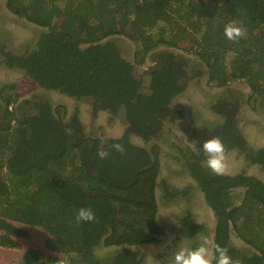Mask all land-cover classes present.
<instances>
[{"label": "trees", "instance_id": "obj_1", "mask_svg": "<svg viewBox=\"0 0 264 264\" xmlns=\"http://www.w3.org/2000/svg\"><path fill=\"white\" fill-rule=\"evenodd\" d=\"M5 7L46 29L22 54L3 51L5 67L20 70L42 90L86 101L93 113L105 111L110 119L120 116L127 128L120 139L108 138L101 145L100 139L83 133L76 116L63 121L60 107L43 96L17 101L16 93L0 95V245L15 246L13 237L26 235L16 224L39 226L48 233L45 245L53 253L70 255L72 264H140L134 247L157 242L164 231L156 218L159 146H138L130 135L147 144L160 137L166 123L182 117L172 101L184 92L187 73L176 54L157 50L144 87L113 38L124 35L139 43L135 57L142 58L158 45L174 47L183 36L181 30L192 28L209 80L223 87L231 79H244L252 95L264 101V0H5ZM230 21L246 29L235 42L223 31ZM158 23L162 26L152 40L147 29ZM256 27V33L249 31ZM227 55L228 71L223 60ZM211 108L219 113L223 109L224 120L191 129L188 141L195 148L182 155L183 167L213 212V247L227 248L233 262L264 264L263 183L244 172L213 174L205 166L202 144L219 137L225 153L238 151L246 162L262 166L264 147L248 146L233 118L232 101ZM113 143L124 145L125 152L112 150ZM101 147L109 151L108 158L97 156ZM164 186L166 201L179 199L180 190ZM237 188L244 190L237 195L238 204ZM81 206L91 207L96 220L77 224L75 213ZM240 215L257 223L249 239L239 230ZM202 229L185 211L176 225V244ZM231 230L257 252L234 248ZM99 245L117 249L98 259L94 250ZM57 258L43 260L30 249L19 264H53Z\"/></svg>", "mask_w": 264, "mask_h": 264}, {"label": "rangeland", "instance_id": "obj_2", "mask_svg": "<svg viewBox=\"0 0 264 264\" xmlns=\"http://www.w3.org/2000/svg\"><path fill=\"white\" fill-rule=\"evenodd\" d=\"M161 23L147 29V37L154 40L158 33ZM46 30L43 27L36 26L26 20L10 13L5 7V0H0V95L14 94L18 96L17 101H23L30 97L43 96L49 103L59 106L63 121L77 117L83 133L87 136H93L102 141L108 138L120 137L126 130L127 124L120 116L110 119V115L105 111L93 113L89 103L83 100H75L54 90H42L33 81L27 78L20 70L7 68L2 63V52L10 51L12 54H22L26 51V46L33 47L39 34ZM258 28H249L251 33H256ZM183 36L181 40L173 47L158 45L149 53H144L143 57H135V51L140 48V44L129 39L124 35H117L115 40L122 56L132 62L134 75L142 80V86L146 87L148 75L146 72L154 65L153 52L157 50H168L176 54L183 60L187 77L185 80L184 92L172 101V106L182 110V117L171 123H166L163 127V133L160 137L147 144L134 135H130L132 143L149 149L154 143L159 146L158 166L160 168L159 179L164 180L170 188L180 190L178 200H172L168 203L159 200L157 219L167 230L159 235L157 244H147L139 246V254L144 256L140 264H171L173 253L181 246L191 244L197 246L206 237L211 245V233L215 225L214 216L205 206L203 194L197 188L195 182L187 174L183 167L182 155L188 149L195 148L194 144L188 141V134L192 128L198 126L211 127L221 123L224 119L221 113L211 108L214 103L221 104L225 100L232 101L233 118L237 122L240 133L245 138L251 148L264 147V101L260 97L251 96V88L246 80L241 78L231 79L227 86L218 87L209 80L211 75L207 68L206 61L197 56L200 51L197 41H199L196 32L189 27L181 30ZM135 34V33H134ZM134 34H131L135 36ZM231 55L224 57L227 71L229 69L228 59ZM246 59H250L248 54ZM141 58V59H140ZM255 98V99H254ZM262 98V97H261ZM263 99V98H262ZM264 100V99H263ZM14 105H16L14 103ZM14 105L11 107L14 108ZM223 107V105H221ZM219 108V107H218ZM226 155V171L224 174H237L244 172L248 175L259 178L264 184V166L246 162L244 155L238 151L232 150ZM1 177L6 178V168L1 169ZM185 192V193H182ZM241 189L234 194L240 195ZM185 194V196H181ZM160 190H157V197ZM235 203H240L237 196ZM188 211L192 221L195 224L203 226L202 232L198 233L192 239L181 240L179 243H173L174 232L169 230L175 226L182 213ZM237 223L241 225L240 231H246L256 226L255 218L245 219L240 215ZM17 227L26 231L24 236H14L15 246L0 245V264H19L24 253L28 249H37L43 260L50 255L62 256L53 253L45 245L48 233L39 226H29L16 224ZM0 234L3 231L0 229ZM231 232L230 239L234 246L248 251V245L238 236ZM195 243V245H194ZM115 247L104 248L98 246L94 254L100 259H106L112 253ZM143 249V250H141ZM210 250V248H209ZM138 252V251H137ZM139 259V255H136ZM45 262V261H44ZM45 264H49L46 263ZM133 264V263H132ZM233 264H237L233 262Z\"/></svg>", "mask_w": 264, "mask_h": 264}, {"label": "clouds", "instance_id": "obj_3", "mask_svg": "<svg viewBox=\"0 0 264 264\" xmlns=\"http://www.w3.org/2000/svg\"><path fill=\"white\" fill-rule=\"evenodd\" d=\"M224 35L230 41H237L246 34V29L235 21H230L224 25ZM113 139H120L115 137ZM111 149L115 152L124 153L125 147L120 143L111 144ZM202 150L206 154L205 166L210 169L213 174L223 175L226 171V155L225 146L219 137H211L202 144ZM97 156L100 159H106L109 151L101 147ZM96 220L95 213L91 207L81 206L76 210L75 222H93ZM209 241L205 237L200 244L192 247L186 244L179 247L172 256L171 264H233L232 258L228 254V250L220 245H214L210 251L208 247ZM143 250V249H141ZM53 264H72V257L58 256Z\"/></svg>", "mask_w": 264, "mask_h": 264}, {"label": "flooded vegetation", "instance_id": "obj_4", "mask_svg": "<svg viewBox=\"0 0 264 264\" xmlns=\"http://www.w3.org/2000/svg\"><path fill=\"white\" fill-rule=\"evenodd\" d=\"M214 1H221V0H214ZM227 83H229V81L227 82ZM226 83V85L225 86H227L228 84ZM224 87V86H223ZM251 96H252V93H251ZM68 119H66L65 120V122L67 121ZM93 137V136H92ZM95 138H97V137H95ZM99 139V138H98ZM101 140V139H100ZM106 140V139H105ZM105 140H101L100 141V144L101 145H103L104 143H105ZM154 144V143H153ZM139 146V145H138ZM142 147V146H141ZM244 155V154H243ZM159 173H160V168H159V166H158V175H157V187H156V196H157V190H160V195H159V197H158V199H157V203H158V205H157V212H158V207H159V200H162L163 202H165V203H168L169 201H172V200H169V201H166V199L165 198H163L162 197V192H165L164 191V189H163V184H165V186L164 187H166L165 189H168V190H176V188H170L169 186H168V184H166V182L164 181V180H161V179H159ZM253 177H255V176H253ZM255 178H257V177H255ZM192 179V178H191ZM257 179H259V178H257ZM260 180V179H259ZM261 181V180H260ZM262 182V181H261ZM196 184V183H195ZM197 185V184H196ZM264 185V184H263ZM197 188L199 189V187L197 186ZM238 189H241L242 190V192H244V190H243V188H237V190ZM236 190V191H237ZM199 191H200V189H199ZM201 192V191H200ZM242 192H241V194H242ZM202 193V192H201ZM203 194V193H202ZM242 196V195H241ZM240 196V197H241ZM204 198V197H203ZM241 199V198H240ZM173 200H176V199H173ZM234 201H236V200H234ZM204 203H205V201H204ZM236 204H238V203H236ZM205 206L208 208V210L209 211H211L212 212V210H211V208L209 207V206H207L206 205V203H205ZM212 214H213V212H212ZM190 215V214H189ZM214 216V215H213ZM191 217V216H190ZM243 218H245V215H243L242 216ZM156 218H157V213H156ZM240 219H242L241 217H239V219H237V222L240 220ZM158 220V219H157ZM214 221H215V218H214ZM159 222V221H158ZM178 222H179V220L177 221V224H178ZM160 223V222H159ZM176 223H175V226H171V228H168L169 230H171L172 232H174V236H175V233H176V225H177ZM238 224V223H237ZM162 225V224H161ZM198 225H201V224H198ZM241 225H239L238 224V227H240ZM254 230H256V228L254 227L253 228ZM165 230H167L165 227H164V231H163V233L165 232ZM253 230V231H254ZM201 232H202V230H201ZM200 232V233H201ZM231 232H233L234 233V231H232L231 230ZM230 232V233H231ZM242 232V234L243 235H246V237L249 239V238H251V236L249 235V233H252L251 231H250V229H247L246 231H241ZM214 233V227H213V231H212V233H211V245H210V251L212 250V247H213V236H212V234ZM230 233H229V235H230ZM162 234V233H161ZM161 234H159L160 236H161ZM159 235H158V237H159ZM234 235H237L236 233L234 234ZM239 236V235H238ZM158 237H157V242H155V243H143V244H140L139 246H142V245H147V244H157L158 243ZM230 237H231V235H230ZM240 237V236H239ZM241 238V237H240ZM247 245H248V247H249V249H248V251H246V250H242V249H239V248H237L236 246H234L233 244H232V242H231V239H230V243H231V245L234 247V248H237L239 251H241L240 253H247V254H250L251 252H254V251H256L257 252V250H255L254 249V247L252 246V245H250V244H248L243 238H241ZM173 243H176V236H175V238H174V240H173ZM99 246H101V247H104V248H109V247H112V246H109V247H107V246H103V245H99ZM139 246H137V247H134V248H138ZM98 247V246H97ZM96 247V248H97ZM95 248V249H96ZM115 250L117 249L116 247L114 248ZM28 250H30V249H28ZM28 250H26V251H28ZM35 250H37V249H35ZM50 250V249H49ZM26 251H25V253H26ZM38 251V250H37ZM95 251V250H94ZM138 251V255H139V259H141V262L143 261V259H144V256L142 255V254H139L140 252H139V250H137ZM24 253V254H25ZM62 255V254H61ZM111 255V253L108 255V256H110ZM24 256V255H23ZM63 256V255H62ZM23 258V257H22ZM22 260V259H21ZM20 262V261H19ZM235 263H237V264H241V263H238V262H235ZM45 264V263H44ZM50 264V263H49Z\"/></svg>", "mask_w": 264, "mask_h": 264}, {"label": "built area", "instance_id": "obj_5", "mask_svg": "<svg viewBox=\"0 0 264 264\" xmlns=\"http://www.w3.org/2000/svg\"><path fill=\"white\" fill-rule=\"evenodd\" d=\"M9 109H11V106H9Z\"/></svg>", "mask_w": 264, "mask_h": 264}]
</instances>
